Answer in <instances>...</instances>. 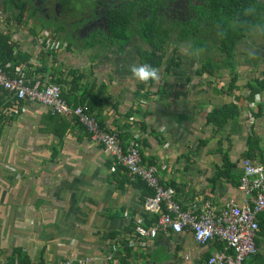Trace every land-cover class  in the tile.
Wrapping results in <instances>:
<instances>
[{
	"label": "crops",
	"instance_id": "crops-1",
	"mask_svg": "<svg viewBox=\"0 0 264 264\" xmlns=\"http://www.w3.org/2000/svg\"><path fill=\"white\" fill-rule=\"evenodd\" d=\"M43 34H14L12 40L36 64L33 70L44 65L45 75L54 78L68 70L82 72L81 88L69 94L68 103L77 105L83 91L91 90L85 103L102 124L119 133L123 146L139 134L142 159L156 167L165 186L173 184L182 209L199 213L208 201L218 212L229 201L243 202L237 189L243 160L264 168V21L259 38L246 36L235 49L237 89L229 90L231 68L219 69L215 76H197L195 70L191 77L180 67L159 75L147 99L135 96L140 81L130 68L139 65L137 54L131 63L125 49L91 59L63 47L38 63L44 52L40 38L53 36ZM83 55L88 66L80 65ZM256 81L261 85L250 97L248 86ZM6 100L0 92V109ZM234 101L237 113L230 107L222 110ZM215 109L221 113L217 121L225 120L219 128L207 122ZM131 118L134 124L128 126ZM0 124V264H11V257L15 264L25 258L30 264L67 259L72 264H205L217 251L215 242L199 245L186 230L161 233L144 250L128 251L125 241L133 224L142 220L149 226L153 219L144 208L152 195L123 171L113 173L110 157L71 118L27 103L18 116L0 114ZM225 162L228 176L215 180ZM258 222H264V213ZM257 241V254L244 264H264V237Z\"/></svg>",
	"mask_w": 264,
	"mask_h": 264
},
{
	"label": "built area",
	"instance_id": "built-area-1",
	"mask_svg": "<svg viewBox=\"0 0 264 264\" xmlns=\"http://www.w3.org/2000/svg\"><path fill=\"white\" fill-rule=\"evenodd\" d=\"M39 42L49 51L60 47L52 36L42 37ZM25 70V65H18L8 73L0 66V89L8 97L0 109L2 116H18L25 111L27 103H32L47 108L52 116L71 118L90 142L110 157L112 171L119 167L132 180L142 182L151 190L152 197L144 203V208L157 215V219L149 226L137 220L125 241L126 248L144 250L161 233L179 234L186 230L191 232L199 245L205 246L216 241L224 244L223 249L213 252L205 264H244L257 254L255 238L258 233V217L264 212L263 166L243 160L237 185L238 191L245 196L242 203L229 201L216 212L207 201L199 213L184 210L176 200L175 191L161 182L156 167L142 160L139 134L131 135L128 143L123 146L119 133L102 124L88 104H69L62 99L59 86L39 78L32 84L26 79ZM133 124L134 119H129L128 126ZM86 261L78 260L77 263L84 264ZM72 263V260L67 259L57 264Z\"/></svg>",
	"mask_w": 264,
	"mask_h": 264
},
{
	"label": "trees",
	"instance_id": "trees-1",
	"mask_svg": "<svg viewBox=\"0 0 264 264\" xmlns=\"http://www.w3.org/2000/svg\"><path fill=\"white\" fill-rule=\"evenodd\" d=\"M189 17L186 20H167L163 15L158 13L157 6L161 4L160 0H137L134 6L129 5L121 10L120 13L112 16L108 21V33L102 38L91 37L85 40L83 44L78 46L79 51H90L97 48L98 53H108L112 50L115 53L122 54L124 49L128 46L133 37L138 38L142 43L138 49V64L148 63L158 69V78L155 80H148L141 82L137 87L135 93L138 99H147L150 94V89L159 81V75L169 74L172 71L181 67V58L178 55L179 45L188 44L192 47L194 52H205L208 50L207 44L210 43L213 49L218 53V56L212 53L211 56L206 55V60L202 62L200 68L195 71V75L202 76L203 73L215 76V72L219 69L234 68V56L236 44L246 38L255 27L262 30V23L264 21V0H188ZM58 40L57 35L52 36ZM172 44L174 49L172 54L168 56V46ZM70 49V44L64 46ZM40 54L37 62L42 63L49 55V52L57 50H45ZM31 57L24 54L19 48L18 44L12 40V34L9 32L4 33L0 30V66L6 72H12L13 67L18 65H25V77L31 83L37 81L38 75L40 80L46 77L47 83L55 84L60 87L61 97L68 102L69 94L77 92L80 88V81L83 74L75 70H68L66 74L57 73L59 77L54 78L53 75H45L46 69L37 67L33 70L34 64L30 62ZM92 59V57H91ZM96 59V58H95ZM40 61V62H39ZM36 62V63H37ZM37 63V64H38ZM8 66V67H7ZM12 66V67H11ZM161 73V74H160ZM64 75L69 80L61 78ZM236 74L232 73L229 80V90L234 91L236 87ZM261 85L260 82H255L249 85L250 97L253 96L257 86ZM101 86L99 89L101 90ZM98 92L101 93V91ZM3 97L8 99L5 91L0 89ZM91 90L83 91V97L77 105L85 103L86 98L90 96ZM230 107L233 114L237 113L236 101L231 106H224L223 109ZM138 112V111H136ZM139 113V112H138ZM221 114L218 109H215L207 118V122H211L216 126L221 127L225 120H218V115ZM132 115L129 112L126 117ZM4 117V116H3ZM219 122L221 124L219 125ZM141 129L143 130V125ZM0 124V134H1ZM144 161V159H142ZM145 163V161H144ZM147 163V162H146ZM152 165V163H147ZM153 166V165H152ZM229 165L227 162L220 168L215 176V180L219 177H227L229 172ZM122 169L117 167L113 173H119ZM127 174L126 172H124ZM115 175V174H114ZM135 185L139 188L145 189L149 196L152 195L142 182L137 181ZM174 188L173 184L169 186ZM264 213V212H263ZM262 213V214H263ZM259 215V217L262 216ZM258 217V220H259ZM157 219V215H153L152 221L149 225L153 224ZM264 237V222H258V233L255 238L256 248L258 246L257 237ZM217 251L223 249L224 244L216 241ZM125 244V248H126ZM128 251H131L127 249ZM255 256V255H254ZM253 257V256H252ZM11 264H15L13 257H11ZM24 260V261H23ZM27 258L22 259L19 264H30L25 262Z\"/></svg>",
	"mask_w": 264,
	"mask_h": 264
},
{
	"label": "flooded vegetation",
	"instance_id": "flooded-vegetation-1",
	"mask_svg": "<svg viewBox=\"0 0 264 264\" xmlns=\"http://www.w3.org/2000/svg\"><path fill=\"white\" fill-rule=\"evenodd\" d=\"M167 20H186L188 0H160ZM137 0H0V30L37 38L51 33L78 50L85 40L108 33V21ZM93 48L90 51L96 50Z\"/></svg>",
	"mask_w": 264,
	"mask_h": 264
},
{
	"label": "rangeland",
	"instance_id": "rangeland-1",
	"mask_svg": "<svg viewBox=\"0 0 264 264\" xmlns=\"http://www.w3.org/2000/svg\"><path fill=\"white\" fill-rule=\"evenodd\" d=\"M260 28L259 27H255L251 33H249L247 36H249L250 40L251 39H256V38H259V35L258 32H259ZM48 34V33H47ZM50 34V33H49ZM45 34H41V36H44ZM56 40V39H55ZM65 40V39H59L56 40L59 44H60V49L63 48L62 45V41ZM243 42L244 40L242 41H239L237 44H236V49H239L243 46ZM40 43V42H39ZM142 45V43L138 40V38L136 37H133L132 40L129 42L128 46L125 48V51L127 52L128 55L130 56H126V59H130L131 60V63H134V60L132 61L133 58H135V54L138 55V49L137 48H140ZM180 49L178 50V55L180 56L181 58V68H186V69H182V72L185 70L186 71V76L187 75H191V77L193 76V73L195 70L199 69L200 68V65L202 64L203 61L206 60V55L207 56H211L212 53L214 54L216 51L213 49V47L211 46L210 43L207 44V47H208V50L205 51V52H194V50L192 49V47L188 44H183V45H179ZM174 49V46L172 44H170L168 46V56L170 54H172V50ZM78 53L80 52L79 50H77ZM98 50H93V51H88V52H84V51H81L82 54H89V57H93L95 54H97ZM114 51V50H112ZM98 54H102V53H98ZM217 56H218V53H215ZM86 58V57H85ZM85 58H84V55L83 57H80L79 59H82L80 61V65H83L85 62ZM237 59H239V56L237 57ZM87 66L90 64L88 63L87 61ZM153 87V86H152ZM158 86H154L153 89H156Z\"/></svg>",
	"mask_w": 264,
	"mask_h": 264
},
{
	"label": "clouds",
	"instance_id": "clouds-1",
	"mask_svg": "<svg viewBox=\"0 0 264 264\" xmlns=\"http://www.w3.org/2000/svg\"><path fill=\"white\" fill-rule=\"evenodd\" d=\"M131 76L141 82L158 78V69L148 63L133 65L130 68Z\"/></svg>",
	"mask_w": 264,
	"mask_h": 264
}]
</instances>
